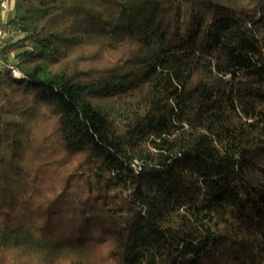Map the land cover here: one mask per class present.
Wrapping results in <instances>:
<instances>
[{"label":"trees","instance_id":"16d2710c","mask_svg":"<svg viewBox=\"0 0 264 264\" xmlns=\"http://www.w3.org/2000/svg\"><path fill=\"white\" fill-rule=\"evenodd\" d=\"M0 264H264V0H13Z\"/></svg>","mask_w":264,"mask_h":264},{"label":"built area","instance_id":"2783aa9c","mask_svg":"<svg viewBox=\"0 0 264 264\" xmlns=\"http://www.w3.org/2000/svg\"><path fill=\"white\" fill-rule=\"evenodd\" d=\"M14 1L13 0H0V5H2L5 9L13 11ZM16 40V38H13L12 35L8 32H6L3 29H0V46H3L5 42ZM3 71H10L14 78L21 79L23 77V74L20 72V70L15 66L13 61L11 60H5L2 57H0V72Z\"/></svg>","mask_w":264,"mask_h":264},{"label":"rangeland","instance_id":"374dc122","mask_svg":"<svg viewBox=\"0 0 264 264\" xmlns=\"http://www.w3.org/2000/svg\"><path fill=\"white\" fill-rule=\"evenodd\" d=\"M11 10L5 9L2 5H0V27L4 24H6L12 17ZM6 32L10 33L13 38H16L18 36V33L11 28L5 29Z\"/></svg>","mask_w":264,"mask_h":264},{"label":"crops","instance_id":"0c3cea01","mask_svg":"<svg viewBox=\"0 0 264 264\" xmlns=\"http://www.w3.org/2000/svg\"><path fill=\"white\" fill-rule=\"evenodd\" d=\"M13 6H14V4H13Z\"/></svg>","mask_w":264,"mask_h":264}]
</instances>
